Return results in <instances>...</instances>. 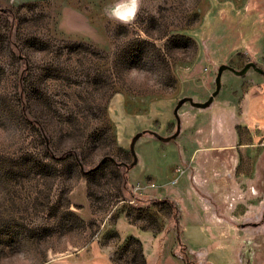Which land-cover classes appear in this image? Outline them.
Here are the masks:
<instances>
[{
	"label": "rangeland",
	"instance_id": "rangeland-1",
	"mask_svg": "<svg viewBox=\"0 0 264 264\" xmlns=\"http://www.w3.org/2000/svg\"><path fill=\"white\" fill-rule=\"evenodd\" d=\"M112 3L0 0V264L113 243L118 217L189 264H264L259 74L222 70L202 105L218 66L264 70V0H141L128 25Z\"/></svg>",
	"mask_w": 264,
	"mask_h": 264
},
{
	"label": "crops",
	"instance_id": "crops-1",
	"mask_svg": "<svg viewBox=\"0 0 264 264\" xmlns=\"http://www.w3.org/2000/svg\"><path fill=\"white\" fill-rule=\"evenodd\" d=\"M258 84L259 86L257 89L264 92V76L262 74H259ZM241 124L246 126V128H252V141L260 140L255 151L259 158H264V123L261 124L255 122L249 124L243 119ZM119 221H122L125 224L123 232L118 228ZM129 224L130 223H128L123 217H118L113 224V231L117 235V240L115 242L111 243L104 240L102 241L100 238L92 242L87 249H80L74 253H67L59 259L49 260L45 264H119L116 254L119 250L125 248V240L129 238V236L134 237L141 245L143 264H185L179 256H175L173 253L175 246L173 233L171 236L168 235L162 246H160L158 243L160 239L158 234L155 235L149 231L140 230L136 226ZM129 227L133 230H129ZM171 238L173 239L172 245L170 248L166 249L165 243ZM125 261L127 262V260ZM126 262L124 264H126Z\"/></svg>",
	"mask_w": 264,
	"mask_h": 264
},
{
	"label": "trees",
	"instance_id": "trees-1",
	"mask_svg": "<svg viewBox=\"0 0 264 264\" xmlns=\"http://www.w3.org/2000/svg\"><path fill=\"white\" fill-rule=\"evenodd\" d=\"M224 69H228L230 71H232L233 73L235 74H244L246 73L249 69L253 70L254 72L256 73H259V74H262L264 76V70L259 67L255 62L251 61V62H247L245 63L240 69H233L225 64H222L220 66L217 67V72H216V75H215V81H216V90L211 94V96L209 97V99H207L206 101H204L202 103V105L204 104L205 106H209L211 101H212V97L214 96V94L217 92V89L219 87V82H218V79H219V75L221 73L222 70ZM201 104V103H199ZM178 127V126H177ZM149 134H152L154 136H156L157 138H160L161 140H171L173 139L176 135L173 134L169 137H158L155 133L151 132V131H148ZM140 134H136L132 137V140H135ZM132 146H133V142H131V145H130V148L132 149ZM133 160L135 159V156L133 154ZM135 161L131 162L130 164L126 165V169H129L131 168L133 165H134ZM155 234V233H154ZM156 235V234H155ZM176 239L177 241H180V231H176ZM139 243V242H138ZM184 253H185V256L187 257L188 255V251L186 250V247L184 246ZM185 264H189L188 261L186 260V258L184 257V260Z\"/></svg>",
	"mask_w": 264,
	"mask_h": 264
},
{
	"label": "clouds",
	"instance_id": "clouds-1",
	"mask_svg": "<svg viewBox=\"0 0 264 264\" xmlns=\"http://www.w3.org/2000/svg\"><path fill=\"white\" fill-rule=\"evenodd\" d=\"M141 0H115L106 8L107 16L122 25L132 24L140 11ZM133 72L136 69L132 70Z\"/></svg>",
	"mask_w": 264,
	"mask_h": 264
},
{
	"label": "water",
	"instance_id": "water-1",
	"mask_svg": "<svg viewBox=\"0 0 264 264\" xmlns=\"http://www.w3.org/2000/svg\"><path fill=\"white\" fill-rule=\"evenodd\" d=\"M176 133H178V127H177V129H176ZM132 142H134V140H133Z\"/></svg>",
	"mask_w": 264,
	"mask_h": 264
},
{
	"label": "flooded vegetation",
	"instance_id": "flooded-vegetation-1",
	"mask_svg": "<svg viewBox=\"0 0 264 264\" xmlns=\"http://www.w3.org/2000/svg\"><path fill=\"white\" fill-rule=\"evenodd\" d=\"M177 135V134H176Z\"/></svg>",
	"mask_w": 264,
	"mask_h": 264
}]
</instances>
